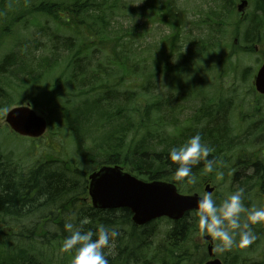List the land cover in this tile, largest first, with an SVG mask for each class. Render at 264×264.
<instances>
[{
  "label": "trees",
  "instance_id": "trees-1",
  "mask_svg": "<svg viewBox=\"0 0 264 264\" xmlns=\"http://www.w3.org/2000/svg\"><path fill=\"white\" fill-rule=\"evenodd\" d=\"M11 1L0 0V12H4ZM251 1H254L253 9L246 15L247 23L242 35L244 50L247 52L252 50L253 43L264 40V0ZM234 2L235 0H211L212 6L203 14L201 20L208 31L212 32L217 27L222 36L225 34L223 27L234 14ZM18 7L31 11L30 18L23 22V19L12 21L3 29V40L17 34L18 29L29 23L40 26V19H50L53 24L51 43L56 50L51 56V72L45 76H51L52 79L51 85L47 87L50 88L47 102H56L62 98L63 93L58 92L62 84L69 87V92L70 88L76 89L72 95L74 100L70 101L74 104L80 95L89 96L78 104H72V109L68 103L64 106L56 105L62 124L72 135L76 153L83 163L97 168L103 165H119L137 178L172 182L187 193L197 191L200 183L193 185L187 183V177H174L175 165L169 167L172 164L168 159L169 150L174 146H181L199 133L202 142L214 148L209 158H216L219 154L224 156L229 152L235 137L232 136L234 130L225 118V113L229 110L227 104L201 100L200 106L188 117L173 122L167 120L169 112L172 111L169 105L165 102L161 106L151 94L154 86L150 78L156 77L153 73L149 74L151 65H156L159 69L158 64L161 61L175 58L178 61L176 66L168 67L164 63L162 69L156 73L174 72L178 77H184L183 73H187L189 69V65L185 64L186 52L183 53L180 43L186 14L176 6L175 1L155 0L149 6L151 9L147 13L153 11L151 18L154 22L164 25L170 31L152 47L150 52L153 53V58L150 66L147 65L146 58L132 52L131 44L133 40H138V31L126 30L120 25L116 33H110V27L118 23L117 19L126 15L127 4L124 0H18ZM62 29L70 32L64 35ZM212 46L208 47L206 54ZM202 50L201 47L197 52ZM64 52L69 54L66 61L60 58ZM100 57L102 60H97ZM16 59V54L8 50L0 59V73L8 72L17 65ZM92 62H95L93 66ZM69 68L72 72L63 81L60 74H54V71L63 72ZM143 73L144 76L141 77ZM128 76L140 79L137 85L139 94L147 101L142 109L134 105L141 98L138 92L129 90V81L123 85ZM72 82H77L79 86L70 87ZM119 102L125 103L124 107H117ZM11 105L14 102L0 87V111ZM256 112L259 114V110ZM166 124L171 128L162 135L161 131ZM255 127L253 125L245 131L247 136L253 135L252 128ZM256 129L262 134L264 127L262 125ZM86 135L92 139L93 146H83ZM1 162L0 159V247H3L0 249V264L45 262L41 255L36 257L24 248L25 239H30V242L33 239L32 227L24 229V232H13L11 229L5 231L11 227L9 219L18 223L20 219L31 218L37 212H40V218L51 217V232L47 231L46 234L40 230L39 235L44 242L42 245L50 248L51 264H55V260L58 264H70L74 250L61 251L62 242L68 235L64 223L71 217L78 224L79 219L84 216L91 221L84 226L85 230L95 231L100 224L116 226L119 229L120 235L115 238V248L107 256L109 264H201L206 259V254L200 251L198 244L192 245V248L186 246L190 236L199 232L195 212L186 214L182 220L169 222L168 229L161 237H157L158 222L136 227L132 224L131 214L127 209L92 208L87 202V172L67 161H43L29 168L25 177H16L14 171ZM239 164L249 175L246 180H238L241 173H235L232 184L238 186L233 191L243 188L244 195H248L246 182L252 179L259 192L264 194V152L250 153L240 159ZM203 171V161L192 166L196 178ZM252 187L253 185L251 189ZM47 211L49 216L43 217V213ZM44 227L45 220L40 224V228ZM252 227L257 236L255 244L264 242V225ZM148 252L149 256L146 257Z\"/></svg>",
  "mask_w": 264,
  "mask_h": 264
},
{
  "label": "rangeland",
  "instance_id": "rangeland-1",
  "mask_svg": "<svg viewBox=\"0 0 264 264\" xmlns=\"http://www.w3.org/2000/svg\"><path fill=\"white\" fill-rule=\"evenodd\" d=\"M124 1L127 4L126 15L123 16L124 18L117 19L118 23L110 27V33H116L117 27L120 25L126 30L135 29L138 31L140 33L138 40H133L131 44L132 52L146 58L148 60L147 65L150 66L153 58V53L150 52L152 47L168 35L170 31L164 25L154 22L151 18L153 11L150 14L147 13L151 9L149 8L150 4L155 3V0L152 2L151 0ZM174 1L176 6L186 14L181 28L180 43L183 47V53L186 52L185 64L189 65V69L187 73H183L184 77H178L174 72L156 73V71L162 69L164 63L168 67L176 66L178 61L175 58H169L165 62L161 61L158 64L160 65L159 69L156 68V65H151L149 74L156 75L154 79L150 78L154 86L151 94L161 106L165 102L169 105L172 111L169 112L170 116L167 117V120L173 122L188 117L196 107L200 106L201 100H212L214 103L221 102L229 106L225 118L230 128L234 130L232 136L234 135L235 139L232 140V147L226 155L219 154L216 157L220 162L216 165V168L223 172V177H218L215 170L211 173L204 170L198 175L197 182L200 183V187L197 191L187 193L186 190L180 188L184 194L198 193L202 196L204 186L208 183V185L214 187V199L217 203H220L237 188L238 184H232L235 173H241L238 180H246L249 175L248 172L243 171V167L241 168L240 159L253 152H264V149L261 148H264V130L262 134H259L258 129H256L264 125V96H259L254 91L253 85L256 72L264 59V40L253 43L250 52L244 50L245 44L242 41V35L247 23L246 15L251 13L254 1H249L245 13L240 16L235 10L239 0H235L234 14L225 22V27H223L225 28V34L223 36L217 31L220 30L219 28L215 27L210 32L206 29L205 24L201 22L204 17L203 14L212 6L211 0ZM26 8H29V6H26ZM30 12L19 8L18 0H12L5 11L0 12V59L7 54L8 50H12L17 57V65H14L8 72L3 71V73H0V87L3 92L8 94L14 104L29 105L38 116L46 120L48 125L45 134L39 139L32 140L20 137L13 134L3 120L6 111L16 105H11L8 109L0 111L1 164L7 165L8 169L14 171L17 175H24L29 168L35 167L38 163L46 160H60L67 161L72 166L78 167L89 174L97 166L84 164L78 156L73 137L62 124V118L59 117L56 107L57 104L64 106L66 103L70 107L89 96L87 94L80 95L78 101L74 104L70 101L74 100L72 95L75 94L76 89L70 88L71 92H69V87L62 84L58 91L63 93L62 98L57 99L56 102H47L50 97L47 94L50 88L47 87L51 85L52 79L51 76H45L48 72H51V66L53 65L51 56L55 54L56 50L51 43L53 27L51 20L40 19V26L29 23L26 27L18 29L17 34L2 39L1 34L6 26L10 25L12 21L23 19V22L30 18ZM69 32L68 29H62L64 35H68ZM210 46H212V49L206 54ZM201 47L203 50L198 53L197 51ZM138 49L140 51H137ZM203 54L208 56L203 57ZM60 58L66 61L69 54L64 52ZM99 59L101 57L97 58V60ZM94 64L95 62H92V66ZM247 69L249 70L245 73ZM14 70L17 71L12 74L11 72ZM71 72L72 69L69 68L63 72L54 71V74H60L63 81L69 77ZM142 76H144V73L141 74ZM115 79L114 76L113 80L115 81ZM127 81H129V90L138 92L141 97L139 87H137L140 79L128 76L123 85H126ZM72 85L79 86L77 82H72L70 87ZM55 95L57 96V92ZM146 102L145 98L141 97L134 102V105L142 109ZM118 104L117 107H124L125 105L121 102ZM126 106L128 105L126 104ZM257 110H259V114H257ZM253 125H256L255 128H252L253 135L249 134L247 136L245 131ZM164 127L165 129L161 131L162 135L171 128L168 124ZM83 146H93L92 139L87 135ZM253 182L252 179L246 182L249 194L244 195L243 203L248 207L253 205L257 207L264 206V194L259 192L256 182ZM38 217H40V212H38ZM27 222L30 223V218L19 223V230L22 231ZM262 224L264 225V223ZM157 229V237H161L164 231L168 229V223L160 221L157 224ZM202 237L200 232H195L194 235L190 236L186 246L192 248V245L202 244ZM238 239L239 237H237ZM34 244L36 243H26L24 248L36 257L38 254L41 255L45 261L41 262L42 264H51L50 248L40 245V243L32 246ZM213 245L216 257L223 264H234L232 262H238V264H264L263 241L259 244H255L254 241L245 248L233 246L231 249L224 251L216 249L214 239ZM0 249H3L2 245ZM200 251L205 252V246L200 247ZM195 254L197 255V253ZM145 255L148 257L149 252ZM54 263L58 264L56 260ZM181 264L188 263L182 262Z\"/></svg>",
  "mask_w": 264,
  "mask_h": 264
},
{
  "label": "clouds",
  "instance_id": "clouds-1",
  "mask_svg": "<svg viewBox=\"0 0 264 264\" xmlns=\"http://www.w3.org/2000/svg\"><path fill=\"white\" fill-rule=\"evenodd\" d=\"M213 151V147L202 142L199 133L181 146L172 147L168 159L172 162L169 167L175 165L174 177H187V183L196 184L192 166L203 161L205 172L215 170L216 175L222 178L223 172L216 168L220 162L215 157L209 158ZM243 199V188L229 193L220 203H217L211 192L203 193L198 199L195 210L198 230L202 236L214 239L217 250L224 251L233 246L245 248L257 239L252 226L264 223V206L248 207ZM90 222L87 216L80 218L78 224L71 217L65 220L64 229L68 235L62 242L61 251L74 250L70 264H109L107 256L115 248V238L120 235V231L116 226L104 224H100L95 231L85 230L84 226Z\"/></svg>",
  "mask_w": 264,
  "mask_h": 264
},
{
  "label": "water",
  "instance_id": "water-1",
  "mask_svg": "<svg viewBox=\"0 0 264 264\" xmlns=\"http://www.w3.org/2000/svg\"><path fill=\"white\" fill-rule=\"evenodd\" d=\"M247 0H240L237 12L243 13ZM255 91L264 95V60L254 78ZM5 122L11 130L21 136L40 137L46 128L43 118L37 116L28 107L10 110ZM205 192L213 188L205 186ZM88 196L92 206L101 210L126 208L132 214L131 221L136 226H143L157 218L181 219L185 213L196 210L197 194L180 195L173 184L166 182H143L137 180L118 166L101 167L88 176ZM210 240L209 237H206ZM212 256V248H208ZM206 264H221L214 259Z\"/></svg>",
  "mask_w": 264,
  "mask_h": 264
}]
</instances>
